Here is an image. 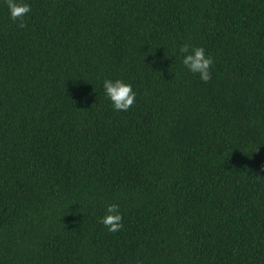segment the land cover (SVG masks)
<instances>
[{
  "label": "trees",
  "instance_id": "obj_1",
  "mask_svg": "<svg viewBox=\"0 0 264 264\" xmlns=\"http://www.w3.org/2000/svg\"><path fill=\"white\" fill-rule=\"evenodd\" d=\"M27 2L0 0V264H264V0Z\"/></svg>",
  "mask_w": 264,
  "mask_h": 264
},
{
  "label": "clouds",
  "instance_id": "obj_2",
  "mask_svg": "<svg viewBox=\"0 0 264 264\" xmlns=\"http://www.w3.org/2000/svg\"><path fill=\"white\" fill-rule=\"evenodd\" d=\"M9 16L13 21L20 20V27H24L23 19L31 12V5L27 0H5ZM180 63L188 72L196 75L200 80L207 82L210 79L209 68L212 65V57L205 53L200 46L184 43L178 46ZM103 96L109 102L111 108L116 111H127L134 103L136 93L132 85L121 78L105 77L101 81ZM109 232H118L122 229V215L118 205L108 204L105 214L99 218Z\"/></svg>",
  "mask_w": 264,
  "mask_h": 264
}]
</instances>
